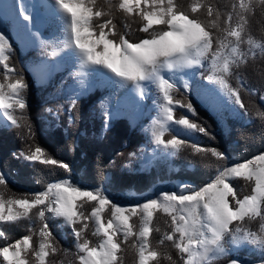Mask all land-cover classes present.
Returning a JSON list of instances; mask_svg holds the SVG:
<instances>
[{
	"label": "snow or ice",
	"instance_id": "obj_1",
	"mask_svg": "<svg viewBox=\"0 0 264 264\" xmlns=\"http://www.w3.org/2000/svg\"><path fill=\"white\" fill-rule=\"evenodd\" d=\"M14 6L18 17L26 22L23 27L28 28L32 14L22 4ZM47 7L63 24L60 50L67 49V56L78 61L81 69L90 68L101 75L107 70L113 83L134 85L133 92L141 99L148 85L156 87L160 115L154 120L152 137L158 147L167 154L189 147L195 154L214 157L218 163L208 182L184 185L179 191H161L135 205H120L102 188L86 189L70 179L48 182L32 194H9L6 176L0 172V264H56L51 257L68 250L62 249L54 236L49 226L52 218H59L61 226L70 229L78 264H123L129 249L134 252L135 264H213L228 256L230 245L244 244L258 248L259 258H233L229 264H264V152L232 162L216 146L189 143L197 133L212 140L215 137L206 122L174 116V104L194 117L198 112L192 102L174 100L176 83L166 75L202 69L200 75L208 82L202 87L210 107L230 106L233 112L239 109L243 115H251L241 96L245 81L237 75V86H233L230 78L234 69L257 58V50L264 58V40L252 35L250 25V17L257 15L258 8L264 17V0H233L226 13L212 0H192L188 7L177 0H51ZM201 10L206 20L200 18ZM117 13L138 23V30L147 36L130 39L127 32L118 31ZM11 52L9 38L0 31V125L24 128L27 139L34 141L27 115L28 83L8 63ZM260 99L264 100V95ZM255 115L264 118L260 110ZM175 126H179V132ZM170 128L171 138L165 139ZM19 156L29 162L58 165L66 174L71 171L68 164L39 145L26 144ZM237 179L244 182L239 189L233 183ZM157 213L169 218L165 220L168 230L154 245L150 237L161 231L154 226ZM257 220L258 226L253 229L249 222ZM23 221L29 226L28 234L11 240L8 229ZM90 224L92 236L98 237L95 242L87 235ZM168 248L175 251L177 259Z\"/></svg>",
	"mask_w": 264,
	"mask_h": 264
},
{
	"label": "trees",
	"instance_id": "obj_2",
	"mask_svg": "<svg viewBox=\"0 0 264 264\" xmlns=\"http://www.w3.org/2000/svg\"><path fill=\"white\" fill-rule=\"evenodd\" d=\"M98 2L103 3V0ZM177 2L188 7L192 0ZM232 2L233 0H212L214 6L222 13L231 10ZM199 15L202 20L207 19L204 10H201ZM115 23L117 30L127 32L130 39L147 36L138 30V23H132L119 13L116 14ZM0 24L2 32L7 35L12 45L8 63L14 66L18 73H22L28 83L27 115L34 133L32 141L27 139L26 129L0 125V172L6 176L9 194H32L41 191L48 182L70 179L86 189L102 188L120 205H135L161 191H176L175 187L179 182L200 186L215 175L218 163L216 159L195 154L189 147L172 154L171 157L158 154L147 166L140 164L137 155L146 141L141 126L148 123L150 116L154 114L153 109L149 110V107L155 104L151 94L155 90L154 87L148 89V95L143 101V117L135 127L126 115L108 118L103 108V101L109 98L110 93L107 85L98 83L86 93L70 96L68 89L73 71L67 65L54 73L46 83L37 85L29 63L32 60L44 59L51 54L53 47L49 45L47 49L31 48L23 52L13 35L11 21L3 18ZM125 24H129L130 28H126ZM250 25L252 35L257 40H264V17H261L259 8L257 15L250 17ZM257 53V58L249 60L247 66L239 70L234 69V75L230 78L233 86H237V75L245 81L241 96L251 114L249 116L243 115L241 110L239 116L228 115L221 120L194 96V85L190 84L188 89L176 85L174 100L192 102L198 117L192 116L187 109L180 108L179 105L174 107V116H187L197 123L206 122L210 126L211 136L215 137V140H212L209 136L197 133V139L189 138V143L197 141L202 147L216 146L224 151L232 162L264 152V118L255 115L257 110L264 112V100L260 99V96L264 95V58L259 56V50ZM49 108L57 112V118L50 116ZM172 131L170 128L165 139L171 138ZM181 136L183 137V133ZM26 144L43 147L56 160L68 164L70 173L66 174V170L58 165H42L38 162L31 164L17 157L16 154L20 153V150H26ZM233 183L238 189L244 186L242 179L234 180ZM85 209H89V206L85 205ZM166 219L169 218L161 213L156 214L154 226H159L161 231L154 232L150 237L154 245L164 231L168 230ZM133 220L138 221V218L134 217ZM249 224L256 229L258 220ZM49 226L59 246L68 250L66 254L61 252L51 259H54L56 264H78L74 255L76 249L72 235L63 236L56 226ZM28 227L27 222L23 221L18 226L9 228L7 236L14 241L28 234ZM91 233L90 224L87 230L88 238L93 242L97 241L98 237L92 236ZM36 240L37 237H34V241ZM0 244H3L2 239ZM167 250L177 259L174 250ZM259 256V249L252 246V250L243 248L229 253L213 264H229V260L233 258L256 261ZM123 264H135L134 252L131 249L124 253ZM163 264L169 262L164 261Z\"/></svg>",
	"mask_w": 264,
	"mask_h": 264
},
{
	"label": "rangeland",
	"instance_id": "obj_3",
	"mask_svg": "<svg viewBox=\"0 0 264 264\" xmlns=\"http://www.w3.org/2000/svg\"><path fill=\"white\" fill-rule=\"evenodd\" d=\"M51 2V1H50ZM3 0V2L0 3V21L2 18H7L13 23V31L14 35L18 39V41L21 43L20 47L23 52H27L29 49H47L50 46L53 47L51 54L46 56L44 59H40L39 61H30L29 63V68L30 71L32 72L34 79L36 81L37 85H43L49 80V77H51L54 72L46 79L41 74H39L36 70L39 66L44 64L45 62H49L52 58H58L60 59L59 66L57 70L62 69L64 64H68L72 67L73 73L75 72H83V75L80 76H75L72 75L71 81L69 83V95L72 96L74 94H81L82 92H86L93 88L98 81H103V84L107 85L108 89L110 90V93L108 94L109 98L103 101V108L105 110L106 116L108 118H113L121 115H126L130 118L132 125L135 127L142 119L143 117V101L148 95V89L150 87H154L155 90L151 92L152 98L155 101V104L149 107V110L154 111V114L150 116L148 123L144 124L141 126V131L145 134L146 136V141L141 145L140 147V152L137 155L140 164L142 166H147L152 163L154 158L158 154H165L169 157L172 156V154H167L166 150L163 149L162 146H157L152 137V129L154 127V120L160 115V109H159V93L158 90L154 85H148L147 86V91L145 97L141 100V105L138 104L136 101L138 97L135 99V95L132 101L125 102V103H118L117 96H118V90L120 88L119 83H113L112 80L109 78L111 77L107 72V70H102L103 75H101L98 72H93L90 68H84L81 69L79 66L78 61H74L70 59L67 56V49L60 50V45L59 42L64 38V32H63V24L62 21L59 20L57 17H54L50 22H45L44 24L41 23V21L38 19V15H44L46 13H49L50 11L54 13V10H51L50 7H47L46 0H30L26 2L24 5L25 7L28 8V11L32 14L33 16V21L29 25L28 28L23 27V24L26 22H23L19 17H18V9H13L14 3H12V11L8 8L7 3ZM51 4V3H50ZM6 5V6H4ZM0 31L1 25H0ZM69 62V63H68ZM191 72L188 74L187 72ZM195 71V75H192L191 73ZM187 73V74H186ZM167 76H171L173 80L175 81L176 85L179 87H184L185 88V81H187V88L189 87L190 84L194 85L193 93L194 96L202 102L205 106L209 107L212 111V113H220L219 117L221 120H224V118L228 115H235L239 116L240 111L237 109L236 112L231 111L230 106H216V107H210L209 104L206 101L205 98V93L203 89V85H208V82L202 78L200 75V70H192V69H187L185 72L181 73H176L175 76L173 74H168ZM83 81V83H81ZM131 84V83H130ZM210 86V85H209ZM131 87L134 88V85L131 84ZM131 94V92H130ZM226 99V98H225ZM140 100V97H139ZM135 101V102H134ZM175 107V104H174ZM50 111V116L53 117H58V114L56 111L51 110V108L48 109ZM47 121H51L50 119L46 118ZM7 126H11L10 123ZM176 131H180L179 126H175ZM191 138L194 140L197 139V136L194 134ZM20 150L19 152H21ZM16 155H19L17 153ZM20 157V156H19ZM27 161V160H25ZM29 162V161H27ZM31 164L37 163V162H30ZM184 185H191L189 183H184V182H179L176 184V191H179L180 188H182ZM154 190V189H153ZM153 190L151 192H153ZM53 224L54 226L59 229L60 233L64 236L66 234H71L70 229L61 226L62 221L59 218H52L49 220V225ZM73 237V236H72ZM73 243H74V238H73ZM230 247V252H237L242 250L243 248H249L252 250V245H239V246H229Z\"/></svg>",
	"mask_w": 264,
	"mask_h": 264
},
{
	"label": "bare ground",
	"instance_id": "obj_4",
	"mask_svg": "<svg viewBox=\"0 0 264 264\" xmlns=\"http://www.w3.org/2000/svg\"><path fill=\"white\" fill-rule=\"evenodd\" d=\"M7 5H8V8L12 11L13 9H16L17 10V7H11L12 3H14V5H20L22 4L23 6L26 4V2L30 1V0H4ZM51 0H46V3L47 4H50ZM3 2V0H0V3ZM5 3V4H6ZM6 6V5H4ZM51 10H53L51 8ZM59 63H60V59L58 58H52L49 62H45L44 64H42L41 66H39L37 68V72L39 74H41V76H43L44 78L42 79H46L48 78L55 70H57L58 66H59ZM191 72L188 71L187 73L189 74ZM168 74H171V73H166V75ZM111 76V74H109ZM131 92V94H130ZM134 95L135 93L133 92V87H131V84L130 83H124L123 85L120 84V88L118 90V96H117V100H118V103L121 104V103H125V102H129V101H132L133 98H134ZM138 97V95L136 94L135 95V99ZM141 98L139 100V97L136 101H138L137 103L141 105ZM135 102V101H134Z\"/></svg>",
	"mask_w": 264,
	"mask_h": 264
},
{
	"label": "crops",
	"instance_id": "obj_5",
	"mask_svg": "<svg viewBox=\"0 0 264 264\" xmlns=\"http://www.w3.org/2000/svg\"><path fill=\"white\" fill-rule=\"evenodd\" d=\"M54 17H57L56 16V14H55V12L53 13V12H49V13H46V14H44V15H38V19L41 21V23L42 24H44L45 22H50V24H52L51 23V21H52V19L54 18ZM3 19V18H2ZM7 19V18H6ZM9 20V19H8ZM11 23H12V21H11ZM1 25V24H0ZM12 31H13V23H12ZM13 35H14V31H13ZM14 37L16 38V36L14 35ZM16 40L18 41V39L16 38ZM19 42V41H18ZM19 44H21L20 42H19ZM69 63V62H68ZM65 65H67L68 67H69V69H72V67L70 66V65H68V64H64L62 67H64ZM98 83L99 84H102V85H104L103 84V81H98ZM97 84V83H96Z\"/></svg>",
	"mask_w": 264,
	"mask_h": 264
},
{
	"label": "built area",
	"instance_id": "obj_6",
	"mask_svg": "<svg viewBox=\"0 0 264 264\" xmlns=\"http://www.w3.org/2000/svg\"><path fill=\"white\" fill-rule=\"evenodd\" d=\"M211 111H212V110H211ZM238 111H241V110H238ZM215 114H217V115H218V113H215ZM219 115H220V113H219ZM219 115H218V116H219ZM233 116H235V115H233ZM16 156H17V157H19V155H16Z\"/></svg>",
	"mask_w": 264,
	"mask_h": 264
}]
</instances>
